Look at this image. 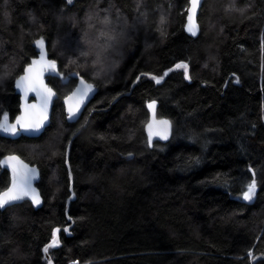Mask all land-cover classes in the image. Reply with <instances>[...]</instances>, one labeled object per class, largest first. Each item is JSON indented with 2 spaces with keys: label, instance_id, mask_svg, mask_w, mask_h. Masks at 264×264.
I'll use <instances>...</instances> for the list:
<instances>
[{
  "label": "trees",
  "instance_id": "obj_1",
  "mask_svg": "<svg viewBox=\"0 0 264 264\" xmlns=\"http://www.w3.org/2000/svg\"><path fill=\"white\" fill-rule=\"evenodd\" d=\"M187 6L0 0V124L18 114L16 79L42 48L58 94L40 136L0 132V192L11 182L4 157L15 155L37 166L41 199L0 207V264H46L54 227L71 222L73 135L74 224L47 249L55 264H264V0H203L195 37L183 29ZM178 60L190 81L185 66L155 79ZM72 71L97 93L68 122ZM150 99L172 121L170 139L152 146Z\"/></svg>",
  "mask_w": 264,
  "mask_h": 264
},
{
  "label": "water",
  "instance_id": "obj_2",
  "mask_svg": "<svg viewBox=\"0 0 264 264\" xmlns=\"http://www.w3.org/2000/svg\"><path fill=\"white\" fill-rule=\"evenodd\" d=\"M202 2L203 0H188L184 31L193 37L197 36L200 30L197 15ZM178 66H185V75L189 79V66L185 60H178L174 65L165 70L162 75L153 76L157 81L161 82L166 78L172 69ZM53 68V60L47 55L46 49L42 48L38 57L26 65L23 73L17 77L15 87L16 92L20 97L19 112L12 121L3 119L2 124L7 134L12 135L14 133H18L28 137H38L40 133L42 131L44 132L46 127L50 124L53 105L55 100L58 98V94L56 90L47 82L46 74L47 71ZM141 75L142 74H139L136 77L133 84L140 78ZM229 77H233V74L229 75ZM235 82H239L238 78H236ZM96 93L97 87L93 83L86 80L83 76H79L75 87L62 99L65 111L68 113L66 117L67 120L75 122L81 116L84 108L88 105ZM157 106V100H149L146 102L148 120L145 123L144 130L149 146H152L154 141L166 142L172 136V121L166 116H158ZM72 138L66 147L64 159L68 170L70 191V194L66 199L65 213L71 222L63 227H54L53 236L43 246V254L47 260V264H55L47 251L48 247L57 246V240L61 230L66 232L67 235H71V227L74 224L72 218L68 214L70 202L75 198L73 175L68 159ZM6 159H8L9 162L20 161V159L14 155H9ZM6 159H4V161ZM10 171L14 176L10 186L0 192V207L21 202L29 197L31 191H36L33 180H29L18 165H14ZM252 190L253 187L246 192V196L249 199L251 198L250 194Z\"/></svg>",
  "mask_w": 264,
  "mask_h": 264
},
{
  "label": "rangeland",
  "instance_id": "obj_3",
  "mask_svg": "<svg viewBox=\"0 0 264 264\" xmlns=\"http://www.w3.org/2000/svg\"><path fill=\"white\" fill-rule=\"evenodd\" d=\"M68 1H69V2H72V0H68ZM159 23H160V21H159ZM38 42H40V45H42V47H43V43H45V41H38ZM260 48H261V52L264 53V40L261 41ZM263 55H264V54H261V57H262L261 65H262V62H263ZM53 63H54V62H53ZM178 67H179V66H178ZM181 69H182V68H181ZM51 72L55 73V72H56V69L53 68V69L49 70V73H51ZM72 72H74V71H72ZM73 74H76L77 77H78V76H82L80 72H74ZM98 75H101V73H98ZM98 75H95V77H97ZM95 77L93 76L92 78H93V79H96ZM85 79H86V78H85ZM86 80H87V79H86ZM88 81H89V80H88ZM89 82H91V81H89ZM67 114H68V113H66V111H64V117H65V119H66V117H67ZM51 117H52V116H51ZM66 121H67V120H66ZM68 122H70V121H68ZM60 127H61V126H60ZM0 132H4V133H6L5 130H4V127H3L2 123L0 124ZM16 134H18V133H14V134H12V135H16ZM30 146H32L33 148L36 147V146L34 147V145H30ZM17 157L20 159V168H21V170H22V171L24 172V174L28 177V179H30V180H34V181H35V184H36V181H37L38 178H39V170H38L37 166H36V165H33L31 162H29V163L26 162L25 160H23V159L20 158L19 156H17ZM4 164H6L5 161H4ZM51 177H52L53 180H57V179H58V177L55 176V173H54V172L51 173ZM251 187H253V190H252V192H251V194H250V197L252 198V197L254 196V194H255V188H254L253 184H252ZM36 188H37V186H36ZM245 198H247V197H246V194H245ZM251 198H250V199H251ZM29 199H30V201L33 202L35 205L39 204L40 201H41V199H40V197H39L38 190H36L35 192L31 193V196H30ZM247 199H249V198H247Z\"/></svg>",
  "mask_w": 264,
  "mask_h": 264
},
{
  "label": "flooded vegetation",
  "instance_id": "obj_4",
  "mask_svg": "<svg viewBox=\"0 0 264 264\" xmlns=\"http://www.w3.org/2000/svg\"><path fill=\"white\" fill-rule=\"evenodd\" d=\"M186 71V70H185ZM187 77V76H186ZM235 79V77H233V80ZM189 80H190V76H189ZM14 165H18L19 167H20V161H14V162H9L8 160H6V168L9 170V172H10V176H11V182H12V178H13V174L11 173V169L13 168V166ZM9 168H8V167ZM11 168V169H10ZM11 182H10V184H11ZM34 185L36 186V184H35V181H34Z\"/></svg>",
  "mask_w": 264,
  "mask_h": 264
},
{
  "label": "bare ground",
  "instance_id": "obj_5",
  "mask_svg": "<svg viewBox=\"0 0 264 264\" xmlns=\"http://www.w3.org/2000/svg\"><path fill=\"white\" fill-rule=\"evenodd\" d=\"M188 7V6H187ZM185 24V23H184ZM184 24H183V29H184ZM187 80H189L188 78H187ZM190 81V80H189ZM150 100H156V99H150ZM147 101H149V100H147ZM146 101V102H147ZM146 102H145V106H146ZM157 102H158V100H157ZM66 120H67V118H66ZM68 121V120H67ZM43 132V131H42ZM42 132L40 133V135L42 134ZM39 135V136H40ZM67 172H68V170H67ZM68 188H69V184H68ZM247 197V196H246ZM65 226V225H64ZM61 231H63V230H61ZM64 232V231H63ZM65 234H66V232H64ZM60 235V234H59ZM67 235V234H66ZM49 248V247H48ZM46 259V258H45ZM46 264H47V260H46Z\"/></svg>",
  "mask_w": 264,
  "mask_h": 264
}]
</instances>
